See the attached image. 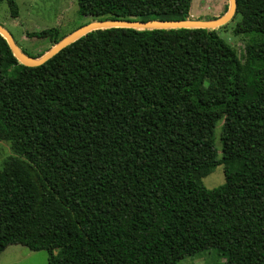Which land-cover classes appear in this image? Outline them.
<instances>
[{"label":"trees","instance_id":"16d2710c","mask_svg":"<svg viewBox=\"0 0 264 264\" xmlns=\"http://www.w3.org/2000/svg\"><path fill=\"white\" fill-rule=\"evenodd\" d=\"M76 3L90 20H166L191 0ZM235 3L241 58L215 29L106 27L25 66L0 36V252L176 264L214 247L223 264H264V0ZM217 165L224 181L206 188Z\"/></svg>","mask_w":264,"mask_h":264},{"label":"rangeland","instance_id":"374dc122","mask_svg":"<svg viewBox=\"0 0 264 264\" xmlns=\"http://www.w3.org/2000/svg\"><path fill=\"white\" fill-rule=\"evenodd\" d=\"M18 14L15 18L8 15L4 1L0 2V24L11 34L17 46L27 55L35 56L45 52L52 44L47 37H27L26 32H39L55 28L58 37H62L76 27L90 21V17L82 15L77 10L76 0H15ZM228 0H191L189 8L190 19L207 20L218 17L227 9ZM239 16L234 15L223 26L214 28L217 34L229 44L241 58L245 37L233 35L231 29ZM222 120L214 127V147L220 154L218 140ZM11 154L8 143L0 140V167L5 158ZM224 181L222 165L215 166L206 176L201 178L206 188H211ZM224 258L214 247L204 249L195 255L186 256L176 264H223ZM0 264H47L46 251L28 250L19 244H11L0 252Z\"/></svg>","mask_w":264,"mask_h":264},{"label":"water","instance_id":"95a60500","mask_svg":"<svg viewBox=\"0 0 264 264\" xmlns=\"http://www.w3.org/2000/svg\"><path fill=\"white\" fill-rule=\"evenodd\" d=\"M235 0H228V6L225 12L215 18L200 20V19H149V20H138V19H97L90 20L62 36L59 40L53 43L45 52L39 56L31 57L24 53L14 42L9 31L0 24V36L5 40L8 48L10 49L14 58L22 65L25 66H37L60 49L82 36L83 34L98 28L106 27H131V28H189V27H201L207 29L217 28L227 23L235 12Z\"/></svg>","mask_w":264,"mask_h":264}]
</instances>
